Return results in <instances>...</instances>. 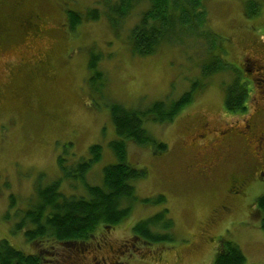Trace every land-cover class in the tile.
Here are the masks:
<instances>
[{"label": "rangeland", "instance_id": "374dc122", "mask_svg": "<svg viewBox=\"0 0 264 264\" xmlns=\"http://www.w3.org/2000/svg\"><path fill=\"white\" fill-rule=\"evenodd\" d=\"M98 1L0 0V240L26 254H39L44 264H78L84 259V264H212L218 241L226 239L240 248L246 264H264V230L254 206L264 194V177L247 180L246 195L221 213L225 177L251 168V162L244 161L240 168L243 155L238 149L202 178V155L194 145L202 130L196 127L200 118L212 124L236 121L220 113L226 111V91L234 84L240 90L239 82L250 68L246 59L255 63L250 75L254 94L242 111H256V101L264 99V0L252 17L245 15L244 0H201L203 26L187 29L175 42L162 43L143 57L131 51L128 34L150 8L147 0L116 27L102 16L97 21L82 18L70 30L68 12L82 16ZM93 56L99 59L96 71L89 68ZM213 61L219 71L204 76L202 66ZM192 87L191 101L171 122L143 121L147 134L155 144H165V151L126 143L128 163L145 172L133 183L138 200L126 219L111 229H98L85 243L26 241L16 224L29 206L38 175L43 185L60 176L58 156L65 165L73 164L89 157L90 146L100 145L101 158L84 177L89 185H101L103 167L116 163L108 144L116 138L110 104L145 110L157 101H175ZM250 150L244 149L248 158ZM190 163L196 164L195 170L185 169ZM71 181L63 180L60 190L85 196L84 185ZM160 195L164 203L152 201ZM10 196L15 200L12 208ZM163 208L173 222L172 241L137 245L132 226ZM98 243L102 245L95 250Z\"/></svg>", "mask_w": 264, "mask_h": 264}, {"label": "trees", "instance_id": "16d2710c", "mask_svg": "<svg viewBox=\"0 0 264 264\" xmlns=\"http://www.w3.org/2000/svg\"><path fill=\"white\" fill-rule=\"evenodd\" d=\"M144 0H101L96 7L87 9L81 16L77 12H68L69 28L74 31L84 18L97 21L104 16L112 27L124 22L126 16ZM150 8L141 13L140 18L129 29L128 41L133 54L148 56L154 53L160 44H171L178 40L189 28H199L205 24V12L201 9V0H147ZM245 15L255 16L260 8L259 0H244ZM101 6V7H100ZM208 37V34H207ZM215 41V37H212ZM98 57L93 56L89 68L96 71ZM216 61L202 66L204 76L217 73L220 68ZM97 78H102L96 72ZM194 87L172 102L157 101L145 110L126 109L112 103L110 120L116 138L109 142V148L116 158V163L103 167L102 184L89 185L84 181L85 174L102 154L100 145L89 147V157L65 165L63 156H58L60 176L57 180L43 185L39 174L34 185L31 200L26 206L17 230H23L26 241H50L60 245L85 243L97 236L98 229H111L127 218L130 206L137 201L133 183L145 177V172L131 166L127 161L126 143L151 145L156 151L163 152L166 145L155 144L143 128V121L150 118L154 122L169 123L179 111L191 101ZM247 96L243 90L234 87L225 93L224 106L229 112L245 109ZM72 180L84 185L86 195H66L60 190V183ZM71 181V182H72ZM70 182V183H71ZM9 207L15 205L13 196L9 197ZM164 203L160 195L154 200ZM142 199V203H151ZM255 208L261 214L260 227L264 230V194L254 201ZM173 222L168 217V210L161 209L153 216L138 221L132 226V239L141 244H156L172 241ZM0 264H44L39 254H26L15 249L6 240H0ZM212 264H246L240 248L232 241L220 239Z\"/></svg>", "mask_w": 264, "mask_h": 264}, {"label": "flooded vegetation", "instance_id": "af4514ba", "mask_svg": "<svg viewBox=\"0 0 264 264\" xmlns=\"http://www.w3.org/2000/svg\"><path fill=\"white\" fill-rule=\"evenodd\" d=\"M250 68L245 71V79L239 82V87L247 98L253 96V79L251 80V73L255 66L254 61L246 59ZM238 70H240L238 68ZM242 70H244L242 68ZM241 71V70H240ZM248 102V100H247ZM247 102L245 103V109H248ZM256 111H224L220 113L221 118H235L233 121H218L215 124L210 123L206 117L200 118L196 127L202 130L198 131L194 138V145L197 148V155H202L198 174L202 178H207L211 174L217 165L224 163L233 157L238 149L241 150L243 157H239L240 168L244 161L251 162V168H246L244 165L243 170L239 173L227 174L225 177V189H223L222 197L223 201L218 206V211L221 213L229 212L233 205L246 195L245 186L249 183V179H256L257 177H264V99L256 101ZM236 125V126H233ZM245 147H250L252 152V158L246 157L247 153L244 151ZM243 160V162H242ZM237 164V162H235ZM196 164L190 163L185 165V169H194ZM246 169L249 171L247 173ZM257 175V176H256ZM254 177V178H253ZM251 180V181H252ZM259 180V179H258ZM264 180V178H263ZM234 202V203H232ZM102 243L95 245L94 249L100 248ZM83 251L75 250L74 254H81ZM124 255V251H121ZM85 260V259H84ZM84 260H81L78 264H84ZM102 264H107L101 260ZM70 264H76L75 261ZM96 264V263H95ZM112 264H119V262H113Z\"/></svg>", "mask_w": 264, "mask_h": 264}]
</instances>
